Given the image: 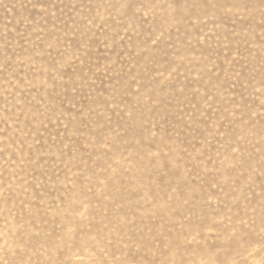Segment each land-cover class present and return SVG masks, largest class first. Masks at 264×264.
Here are the masks:
<instances>
[{"label": "rangeland", "instance_id": "1", "mask_svg": "<svg viewBox=\"0 0 264 264\" xmlns=\"http://www.w3.org/2000/svg\"><path fill=\"white\" fill-rule=\"evenodd\" d=\"M0 264H264V0H0Z\"/></svg>", "mask_w": 264, "mask_h": 264}]
</instances>
